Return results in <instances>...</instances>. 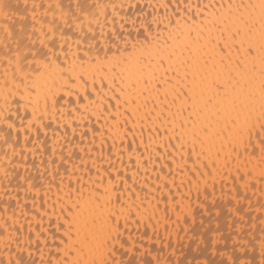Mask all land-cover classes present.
I'll list each match as a JSON object with an SVG mask.
<instances>
[{
    "label": "snow or ice",
    "instance_id": "1",
    "mask_svg": "<svg viewBox=\"0 0 264 264\" xmlns=\"http://www.w3.org/2000/svg\"><path fill=\"white\" fill-rule=\"evenodd\" d=\"M150 6L155 14L135 35L113 28L109 37L103 28L116 23L114 3L77 0L70 16L59 0H25L16 25L8 23L15 15L9 0H0V175L33 192V209L41 216V187L47 197L55 184L53 207L60 213L55 253L45 259L41 248L39 262L25 260L21 217L29 215L27 201L21 205L17 197L11 214L6 203L0 264H131L118 258L125 249L122 220L124 228L130 217L155 220L154 231H167L173 214L177 226L191 215L193 192L207 201L211 189L215 205L216 185L228 182L226 196L235 201L229 208L233 246H225L219 261L197 264H264V0ZM95 25L102 29L99 38ZM73 95L68 109L65 97ZM92 117L104 123L93 127ZM29 153L34 160L48 154L39 185L9 169L27 168ZM45 176L51 177L47 185ZM200 207L208 211L205 203ZM28 231L29 246L46 244L45 229L36 231L29 222ZM217 243L213 237L212 255ZM169 246L163 243V249ZM173 256L175 249L145 264H183Z\"/></svg>",
    "mask_w": 264,
    "mask_h": 264
},
{
    "label": "bare ground",
    "instance_id": "2",
    "mask_svg": "<svg viewBox=\"0 0 264 264\" xmlns=\"http://www.w3.org/2000/svg\"><path fill=\"white\" fill-rule=\"evenodd\" d=\"M33 0H27V3L30 5ZM38 2L44 3H52L55 4L57 0H38ZM77 0H59V3L62 5L64 11H68L70 16L75 12L74 4ZM87 2L91 5H94L97 0H87ZM103 3H114L117 5L116 7V15L114 17L116 23H104V19L101 18V22L104 23L103 31L108 33L110 37L113 28L119 33L121 31H130L135 35L137 29L140 28V23L146 20H151V16L155 13L153 12V8L150 5H158L164 0H101ZM195 2V0H193ZM9 3L12 5L11 12L15 13L12 16V19L8 21L9 24L19 23V16L25 14V0H9ZM132 5H136L135 8L131 7ZM141 9H143V13H141ZM91 10V9H90ZM43 9H41V14ZM164 9H160V14L163 15ZM109 17L112 16V10H108ZM138 15L140 16L137 19ZM135 21V23H133ZM3 21L0 20V24ZM121 24L124 25V29H121ZM28 27H31V20L29 18ZM87 28L85 27V32ZM94 31L96 36L99 38L102 29L99 25L94 26ZM2 36V33H0ZM13 41H15V37H13ZM110 42V41H109ZM37 47L39 44L37 43ZM99 87V84H97ZM75 95L72 97H65V100L68 101L66 107L71 109L75 103ZM65 100H61V104L65 103ZM17 125H19V118L16 120ZM104 120L101 118L98 122L95 117H92L93 127H99V125L103 124ZM88 126L87 121H85L84 128L86 129ZM51 131L49 132V136H51ZM79 139V136H77ZM91 136H89V140ZM66 143V141H65ZM109 145L111 141H108ZM87 146V142L85 143V147ZM29 147L31 144L29 143ZM97 154L99 153V149L96 150ZM2 155V153H0ZM47 153L44 154L43 157H36L35 160L31 153L28 155L27 165L25 168L24 164L21 163V167L19 169H13L12 165H9L10 171H18L20 174L25 175L33 180L34 183L40 184L41 177L40 173L44 171L47 163ZM41 160L44 163H41ZM17 161H13L16 163ZM127 162V159L126 161ZM33 164L39 165V167H33ZM51 180V177L45 176L44 185H47ZM59 183V179L57 178L56 184ZM65 183H67V177H65ZM179 183V181H177ZM19 181L18 179L13 178L11 183L4 180L3 176L0 175V211L6 206V203L9 206V214L13 212L16 207V198L19 197L21 205L27 201V211L29 213L28 217H21V223L24 225L23 237L25 238V251L20 253V255L25 260H36L39 262L41 259V248H43V257L45 259L51 258V254L55 253L56 247L59 244V236L60 234L56 231L57 220L60 215L58 209H54V205L56 203L57 198V189L54 184L51 188V191L48 192L47 197H45V188L41 187L40 199L38 206L40 207V212H46L45 215L41 216L39 212H35L32 205V199L34 196L33 192H25L18 188ZM231 182H228L227 185L217 184L215 187V205L212 203V190H208V199L205 201L204 194H201L197 197L195 192L192 193L191 196V215L185 217L177 226L175 223L176 216L172 215V222L167 231L163 226L159 227L158 231H154L153 227L156 224L155 220L148 219H139L136 217H130L127 223V227L124 228V221H121V227L123 229V241L125 242V249L131 248V251H125V249L118 250V258L124 259L126 261H130L131 264H145L146 261L152 260L153 256L161 255V259L167 257L173 249H175V256L172 257L175 262L177 259L182 261L183 264H187L186 258L190 257L194 259L195 256H200L202 261L214 260L219 261L222 257L211 258L209 259L205 256V252L208 250H198L193 249L191 246L196 243H206L210 244L209 240L215 237L218 241L216 248L217 253L225 250V246L228 249L230 245L233 246V237L235 236V228L236 224L234 223V217L229 213V208L234 207L235 201L231 199L230 195L227 193L230 192ZM23 187H26L24 185ZM187 190L186 187L184 189ZM160 193L157 192L156 196L159 197ZM141 198L143 199V194H141ZM45 199H47V204L44 203ZM257 198L253 197V209L252 214H255V200ZM205 203L208 211L205 212L204 209L200 207L201 203ZM153 205H155V200L152 201ZM244 208L241 209V212L244 213L247 210V200L244 202ZM161 209L163 208V204L160 205ZM20 211V210H17ZM219 212V215L217 213ZM149 215H151V209L149 210ZM158 216H163V212H158ZM33 216L35 217L33 219ZM245 220L248 224L251 223L250 215H245ZM29 222H31L34 230L38 231L41 227L45 229V234L41 236V240L47 237L46 244H33L29 246L27 244V237L33 235L28 231ZM152 225L153 227H150ZM231 225V227H230ZM244 231L247 232V224L245 225ZM169 233L171 236L169 237ZM256 235L259 236V232H256ZM55 237V239H54ZM129 237L131 240L129 241ZM158 241H160L158 243ZM221 241V242H220ZM163 243H168L170 246L167 249H163ZM212 243V242H211ZM221 243V244H220ZM229 245V246H228ZM206 246V245H205ZM14 250H15V246ZM211 247V246H210ZM200 248V249H201ZM163 249V251H162ZM208 249V248H207ZM205 250V251H204ZM211 250V249H210ZM220 250V251H219ZM29 251L32 252V255L29 256ZM219 251V252H218ZM194 256V257H193ZM257 259H259V252L257 250ZM189 264V262H188ZM195 264V263H194ZM197 264V263H196Z\"/></svg>",
    "mask_w": 264,
    "mask_h": 264
},
{
    "label": "rangeland",
    "instance_id": "3",
    "mask_svg": "<svg viewBox=\"0 0 264 264\" xmlns=\"http://www.w3.org/2000/svg\"><path fill=\"white\" fill-rule=\"evenodd\" d=\"M212 239H213V238H212ZM212 239L209 240L210 244H209V243L206 244V243H200V242H199V243H196L195 245L191 246V248L194 247L193 249H198V250H203V248H204V249L208 250V252H207V251L205 252V253H206L205 256H207L209 259L214 258V257L218 259L219 257H221V256L219 255V253L222 251V249H221V251L219 250L220 252L218 251L219 253H217L216 255H212L211 250H210V249H211L210 246L212 245V243H211V242H212ZM220 242H221V241H220ZM220 244H221V243H220ZM205 245H206V246H205ZM228 246H229V245H228ZM201 247H203V248H201ZM231 247H232V245L229 246V248H231ZM200 248H201V249H200ZM207 248H208V249H207ZM204 251H205V250H204ZM193 257H194V256H193ZM219 259H221V258H219ZM187 261L189 262V264H194V263L196 264L197 261H202V259H201V255H200V256H199V255H198V256H195L194 259L191 258V256H190L189 258L187 257V258H186V262H187ZM188 262H187V264H188Z\"/></svg>",
    "mask_w": 264,
    "mask_h": 264
}]
</instances>
